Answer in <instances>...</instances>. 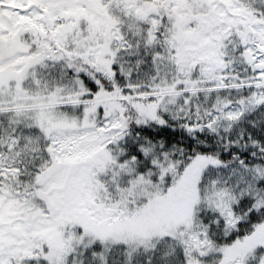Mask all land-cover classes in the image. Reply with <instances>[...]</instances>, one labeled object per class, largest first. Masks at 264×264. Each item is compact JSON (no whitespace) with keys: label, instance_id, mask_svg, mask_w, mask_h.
<instances>
[{"label":"snow or ice","instance_id":"snow-or-ice-1","mask_svg":"<svg viewBox=\"0 0 264 264\" xmlns=\"http://www.w3.org/2000/svg\"><path fill=\"white\" fill-rule=\"evenodd\" d=\"M0 264H264V0H0Z\"/></svg>","mask_w":264,"mask_h":264}]
</instances>
